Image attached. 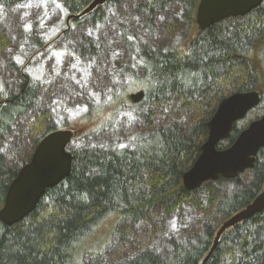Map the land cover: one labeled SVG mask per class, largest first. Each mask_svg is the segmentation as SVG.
<instances>
[{"label":"trees","instance_id":"obj_1","mask_svg":"<svg viewBox=\"0 0 264 264\" xmlns=\"http://www.w3.org/2000/svg\"><path fill=\"white\" fill-rule=\"evenodd\" d=\"M24 1L0 0V6L10 10ZM60 1L70 16L81 13L93 0ZM167 1L148 0L140 6L147 14V27H152L154 12ZM176 1L182 4L187 22L180 44L165 50L142 45L141 73L131 72L127 86L85 119L92 122L98 111L107 117L105 122H93L92 133L122 108L133 106L128 99L130 93L143 90L145 96L139 106L176 107L188 112V126L156 128V114L149 110L144 121L152 131L129 147L72 151L69 176L46 190L36 209L21 222L11 227L0 223V264H81V257L88 252L82 247L83 241L105 221L111 220L113 225L136 223L150 212L171 215L187 206L212 212L214 220L185 243L174 244L167 258L143 251L121 264H200L221 224L264 189V148L248 171L246 183L240 181L244 173L239 175L234 179L236 189L229 193L214 183L188 192L181 182L200 154L207 138V123L222 99L255 90L264 105V3L245 17L230 18L199 31L194 22L199 0ZM101 8L70 21L80 23L87 17L100 20ZM166 29L172 30L174 25ZM8 46V37L0 30V50ZM21 75L18 90L0 97V146L17 121L34 112L37 104L39 85L27 74ZM26 126L32 141L26 159L18 167L8 168L0 153V208L8 186L39 140L57 130L47 110L32 114ZM246 126L239 129L234 125L229 138L217 148L230 145ZM73 130L74 140L80 138V131ZM206 264H264V212L226 230Z\"/></svg>","mask_w":264,"mask_h":264},{"label":"rangeland","instance_id":"obj_2","mask_svg":"<svg viewBox=\"0 0 264 264\" xmlns=\"http://www.w3.org/2000/svg\"><path fill=\"white\" fill-rule=\"evenodd\" d=\"M147 2L114 0L102 6L100 20L87 17L80 23L70 21L68 28L60 0H25L10 10L0 6V30L9 44L0 50V97L18 90L22 73L40 87L34 112L20 118L1 143L0 153L8 168L18 167L32 148L26 123L35 112L47 110L56 129L80 131V138L69 144V152L129 147L152 131L144 121L149 110L156 114V128L188 126V112L159 105L124 107L92 133L93 122H105L107 117L98 111L92 122L85 119L127 86L131 72L141 73L142 45L152 50L170 49L186 34L180 2L169 0L156 10L151 28L146 25L147 14L139 9ZM171 24L174 29L167 30ZM263 113L264 105L260 104L236 127L241 129ZM248 177L247 171L240 176L241 183ZM214 184L224 193L236 189L235 180ZM213 217L212 212L187 206L171 215L150 212L136 223L113 225L111 220L105 221L83 241L88 252L81 257V264H121L143 251L167 258L174 244L185 243Z\"/></svg>","mask_w":264,"mask_h":264},{"label":"water","instance_id":"obj_3","mask_svg":"<svg viewBox=\"0 0 264 264\" xmlns=\"http://www.w3.org/2000/svg\"><path fill=\"white\" fill-rule=\"evenodd\" d=\"M109 0H93L81 13L67 17L78 19L103 6ZM264 0H199L195 11L198 30L204 31L230 18L245 17ZM144 92L129 94L132 104L144 99ZM261 101L255 90L234 93L220 101L207 123V138L200 154L182 176L183 188L190 192L218 179L234 180L251 170L259 151L264 148V115L251 121L236 139L224 149L217 145L229 138L234 124L243 120ZM76 135L73 129H58L44 135L30 159L17 172L7 188L0 208V223L6 227L18 224L31 214L46 190L52 189L70 174L73 162L68 146ZM264 212V189L244 208L228 217L216 232L212 245L200 264H206L218 246L222 234Z\"/></svg>","mask_w":264,"mask_h":264}]
</instances>
